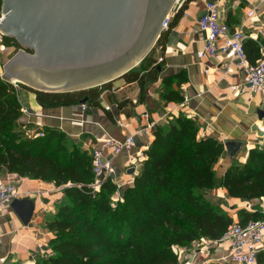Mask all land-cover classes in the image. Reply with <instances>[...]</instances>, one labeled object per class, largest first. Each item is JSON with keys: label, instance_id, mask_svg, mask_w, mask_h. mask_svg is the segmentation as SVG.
I'll return each mask as SVG.
<instances>
[{"label": "trees", "instance_id": "16d2710c", "mask_svg": "<svg viewBox=\"0 0 264 264\" xmlns=\"http://www.w3.org/2000/svg\"><path fill=\"white\" fill-rule=\"evenodd\" d=\"M185 1L176 10L169 28L176 25L191 2ZM226 25L235 30L230 28L229 19ZM163 38L161 32L151 53L121 77L125 84L138 86V103L163 71L162 63L154 58ZM3 40L6 51L20 49L15 40ZM261 46L264 47L262 41L244 40L249 64L260 59ZM185 82L184 72L163 77L160 99L166 103L182 102L180 89L174 86ZM110 84L61 94H43L19 84L17 88L32 91L43 110L78 106L84 99L87 107L102 108L99 98ZM17 88L0 76V174L52 183L62 188L63 195L56 213L46 221V230L53 235L48 245L51 253L39 256L34 264H180L174 247L202 239L216 242L232 224L220 204L208 198V192L220 187L229 198L264 199V149H250L244 163L232 162L218 177L215 165L225 153L223 144L215 138H200L197 122L179 116L154 129L139 173L113 207L115 185L107 180L99 188L93 187L91 157L80 142L56 128L38 129L31 123H21ZM126 104L116 103L119 110ZM29 130L41 131L43 136L28 137ZM238 215L242 225L264 219L258 211H240ZM263 262L264 257L259 254L257 264Z\"/></svg>", "mask_w": 264, "mask_h": 264}, {"label": "crops", "instance_id": "0c3cea01", "mask_svg": "<svg viewBox=\"0 0 264 264\" xmlns=\"http://www.w3.org/2000/svg\"><path fill=\"white\" fill-rule=\"evenodd\" d=\"M212 1L225 3L221 17L225 24L229 19L230 28L237 29L246 21L245 4L241 8L243 0ZM205 2L206 0H191L176 25L162 31L164 38L155 49L154 58L158 61L162 58L160 63L163 71L159 80L150 84L145 91L142 102H137L138 86L134 83L125 84L122 79L112 81L99 98L102 108L116 103H128L120 110L112 109V112L95 107L92 112L87 113L79 105L43 110L36 104L33 93L18 89L21 106L32 108L39 115L30 119V122L22 117L21 123H31L38 129L45 126L56 128L75 142L93 140L96 143L97 140H104L106 135L123 140L137 128L143 127L146 121L140 118V114L145 111L149 113L152 122H159L163 118L171 121L184 116L197 122L200 138H215L222 144L229 141L242 142L243 146L235 160L229 161L225 152L215 165L218 177L230 168L232 162L244 163L250 149H264V136L260 138L256 132L251 131L254 124L264 129V119L260 122L256 116L258 110H264V96L251 95L247 90H231V86L241 84L243 77V72L234 62L225 61L220 56L204 61L198 59L197 54L203 47L204 36L198 32L197 21L204 13ZM256 10L258 22L249 32L264 42V0L258 3ZM229 12L231 15H227ZM179 72L186 74V82L180 84V87L174 86L176 90L180 89L182 100L187 98V104L183 108L180 106L182 102L166 103L158 94L161 79ZM148 136L136 138L134 151L145 153L153 140L152 132ZM96 145L100 146V143ZM105 154L111 157L109 151ZM128 163L126 154L119 155L114 160L119 178L126 184H131L140 169L136 168L133 175H128ZM0 176L15 183L17 189L25 193L23 199H32L35 204L28 226L20 223L9 206L0 212V264H34L39 256L51 253L48 245L53 235L46 230V221L56 213L63 195L52 183L29 180L17 174L2 173ZM207 196L214 203H219L234 221H241L242 217L238 215L240 211L246 214L255 211L264 214V199L246 201L229 198L226 190L220 187L208 192ZM210 251L213 259L224 252L218 245ZM260 256L264 257V241Z\"/></svg>", "mask_w": 264, "mask_h": 264}, {"label": "water", "instance_id": "95a60500", "mask_svg": "<svg viewBox=\"0 0 264 264\" xmlns=\"http://www.w3.org/2000/svg\"><path fill=\"white\" fill-rule=\"evenodd\" d=\"M177 2L1 0L0 32L20 46L2 66L1 77L43 94L77 93L121 79L151 53ZM256 116L262 122L264 110ZM251 131L264 136L258 124ZM223 146L233 161L243 144L229 141ZM127 173L133 175L135 169ZM34 205L32 199H14L9 207L28 226Z\"/></svg>", "mask_w": 264, "mask_h": 264}, {"label": "built area", "instance_id": "2783aa9c", "mask_svg": "<svg viewBox=\"0 0 264 264\" xmlns=\"http://www.w3.org/2000/svg\"><path fill=\"white\" fill-rule=\"evenodd\" d=\"M177 1L173 11L164 20L162 31L168 30L171 21L174 19L175 10H177L185 0ZM243 1L246 6V11L244 13L246 21L237 29L231 31L221 17L223 9L225 8V3L206 0L204 3V13L197 21L198 32L204 35L203 47L198 52L197 57L199 60L204 61L210 58L217 59V57L220 56L225 61L234 62L243 72V77L241 84L231 86V90L236 92L247 90L251 95L264 96V47L261 46V57L253 65L248 63L243 49L244 40H258L257 37L249 31L253 30L258 22L256 6L263 0ZM1 18L2 16L0 15V20ZM3 38L4 36L0 32V55L4 54L7 50ZM161 61L162 58H160L159 63ZM2 74L1 72L0 76ZM10 84L17 88L15 82H11ZM186 104L187 98L184 97L180 106L183 108ZM79 106L83 112H92V108L86 105L80 104ZM117 108V105H110L104 106L103 110L105 112H112V109ZM21 112L22 117L29 121L39 116L37 112L26 106H22ZM140 118L144 122L146 121L145 125L134 130L123 140H118L106 135L104 140L96 141V143H100V146H97L93 140L79 141L82 144V148L87 151L91 157V167L95 178L93 187L97 189L107 180L115 185L116 189L111 198L113 207L116 202L121 200L123 191L131 185L126 184L119 178V174L114 165L115 158L119 155L126 154L129 162L128 167H132L136 171V168H140L145 160V153L142 154L134 151L136 147V138L146 137L150 135L156 127L162 126V124L170 121L168 118H163L164 120L162 119L159 122H152L149 119V113L146 111L140 114ZM27 136L41 138L43 134L41 131L29 130ZM108 151L111 153V157L105 154ZM59 189L62 190V188ZM24 196L25 193L19 191L15 183L11 180L3 179L0 176V212L5 207L9 206L14 199H23ZM263 241L264 219L249 220V222L244 225L233 220L223 237L216 242L202 239L199 242L191 243L194 250L190 252V256L187 260L185 258L183 264H257V257L260 254ZM217 245L221 246L224 252L216 259H213L210 249ZM187 251V248L182 249L184 255L187 254Z\"/></svg>", "mask_w": 264, "mask_h": 264}, {"label": "rangeland", "instance_id": "374dc122", "mask_svg": "<svg viewBox=\"0 0 264 264\" xmlns=\"http://www.w3.org/2000/svg\"><path fill=\"white\" fill-rule=\"evenodd\" d=\"M17 52V50L15 49H10L8 51H6L4 54L0 55V73L2 72V69H3V65L8 61L10 60V58ZM17 84V83H16ZM21 89V88H20ZM27 91H30V90H27ZM31 93H33L32 91H30ZM34 94V93H33ZM32 109V108H31ZM183 248H187L188 251L186 252L187 254L184 255V253L182 252V249ZM199 248V247H198ZM173 250L175 252H177L178 256H179V263L180 264H183L185 262V258L186 260L188 259V257L190 256V252L194 250V247H192V245H188V246H183V247H174Z\"/></svg>", "mask_w": 264, "mask_h": 264}, {"label": "bare ground", "instance_id": "6f19581e", "mask_svg": "<svg viewBox=\"0 0 264 264\" xmlns=\"http://www.w3.org/2000/svg\"><path fill=\"white\" fill-rule=\"evenodd\" d=\"M12 82H15V83H17V81H16V80H12Z\"/></svg>", "mask_w": 264, "mask_h": 264}]
</instances>
